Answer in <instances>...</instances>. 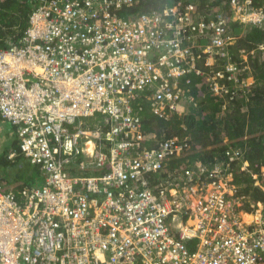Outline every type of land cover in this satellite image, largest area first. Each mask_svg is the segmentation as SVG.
I'll return each instance as SVG.
<instances>
[{
	"label": "built area",
	"instance_id": "1",
	"mask_svg": "<svg viewBox=\"0 0 264 264\" xmlns=\"http://www.w3.org/2000/svg\"><path fill=\"white\" fill-rule=\"evenodd\" d=\"M130 1L37 0L22 33L0 46V116L40 177L17 193L0 188V264H264V201L242 220L247 198L233 178L232 193L227 185L233 156L200 180L161 177L187 145L146 147L138 115L144 99L158 117L184 114L185 73L218 93L221 72L196 59L224 56L226 19L259 23L264 7L232 1L233 19L195 24L193 5L118 15ZM262 167L252 179L262 182Z\"/></svg>",
	"mask_w": 264,
	"mask_h": 264
},
{
	"label": "trees",
	"instance_id": "2",
	"mask_svg": "<svg viewBox=\"0 0 264 264\" xmlns=\"http://www.w3.org/2000/svg\"><path fill=\"white\" fill-rule=\"evenodd\" d=\"M232 1L245 10L264 7V0H131L123 4L118 15L134 17L136 14L161 12L174 6L183 8L193 5L191 16L197 24L199 21L216 20L219 12L231 17ZM36 5L37 0H0V46L5 45L9 36L16 37L22 33L29 13ZM226 34L232 39L234 37V40L224 48V56L213 54V63L209 66H205L204 59H196V67L202 71L212 69L213 73L221 72V79H217L222 86L219 92L214 93L210 89L204 76L194 72L185 73L179 78V85L183 89L181 98L193 96V101L184 105V116L172 111L167 119L158 117L151 111L150 101L144 99L140 111L141 132L151 135L146 147H156L159 141L169 137H177L184 140L186 145H191L180 154L169 157L161 177H166L171 171L177 175L191 171L192 176L196 177L202 170L201 176L204 177L206 169L214 162H221L223 168L229 157L233 156L228 170L233 171V182L240 186L241 193L247 198L242 203V209L247 211L251 203L256 205L264 201V191L254 185V179L251 178V169L260 172V167L264 166V49L260 48L264 43V20L252 23L227 18ZM199 40L202 46L208 42L203 38ZM201 48L195 47L194 54ZM242 55H246V60ZM227 66L233 69L227 70ZM248 76L253 77L251 84H239L241 78ZM186 79L189 82H185ZM201 93H204L203 97L199 96ZM197 144L199 147H195ZM3 148L0 152V188L17 193L26 185L38 183L34 181L40 180L38 172L32 167L33 171L29 175L19 149L14 160H10L6 157L8 146ZM243 162H247V166L240 169ZM19 168L22 171L14 173ZM23 173L36 175L28 182Z\"/></svg>",
	"mask_w": 264,
	"mask_h": 264
},
{
	"label": "crops",
	"instance_id": "3",
	"mask_svg": "<svg viewBox=\"0 0 264 264\" xmlns=\"http://www.w3.org/2000/svg\"><path fill=\"white\" fill-rule=\"evenodd\" d=\"M141 103H142V101L140 102V105H141ZM134 106H136L135 103L133 104V107ZM140 111H138V115L139 116H140ZM140 118H141V116H140ZM98 119H100L99 122L101 123V125H104L103 124L104 119L102 117H99ZM95 122H98V121L94 120V122H92V123L94 124ZM0 135H2V136H0V139H1V137L3 138L2 141L0 142L1 143L0 148L2 149L3 147L5 148V146H8V149L6 151V157L8 159H10V160H14V157L17 155L16 150H18V144H17L16 135H15V129H14V127L12 125H10L7 121H5L1 116H0ZM90 148H92V146ZM90 148H89V150H90ZM11 151L15 153V156L10 158L8 156V153H10ZM22 161L24 162V164H27V167H28L27 169H29L27 172L31 173L33 171L32 167H31L32 165L25 158H23ZM35 169H36L37 172H39L36 167H35ZM21 171L22 170L19 168L16 173H20ZM86 172H89V171H86ZM30 173H29V175H30ZM29 175H26V174L23 173V177H26L28 179V182H30L31 179H33V177L36 174L33 175V176H29ZM37 176H38V173H37ZM30 177H32V178H30ZM34 181L38 182V183H35V184H40V180L38 181V179H35Z\"/></svg>",
	"mask_w": 264,
	"mask_h": 264
},
{
	"label": "rangeland",
	"instance_id": "4",
	"mask_svg": "<svg viewBox=\"0 0 264 264\" xmlns=\"http://www.w3.org/2000/svg\"><path fill=\"white\" fill-rule=\"evenodd\" d=\"M232 8V11H234V8H233V6H231ZM188 13H190L191 14V11H188ZM238 13V12H237ZM234 14V13H233ZM234 18V15H232V19ZM174 20L176 19L175 17L173 18ZM234 40V37H233V39L231 40V43H232V41ZM200 41V40H199ZM201 43V42H200ZM260 48L261 49H264V43L262 44V45H260ZM242 58L244 59V60H246V55H242ZM207 61V60H206ZM213 62V61H212ZM211 63V62H210ZM238 70L240 71V68H238ZM237 75V73L235 74V76ZM234 76V77H235ZM236 81H237V79H236ZM253 82V77L252 76H248V77H245V78H241L240 79V81H239V84H244V85H249V84H251ZM222 87V86H221ZM224 105V104H223ZM222 105V106H223ZM182 116H184V114L182 115ZM0 136H2V135H0ZM2 137H1V139H0V142L2 141ZM0 145H1V143H0ZM195 147H199L198 146V144H197V146H195ZM1 148H0V152H1ZM221 162H219V164H220ZM0 164H2V163H0ZM219 164H217V166H220ZM221 166H222V164H221ZM245 166H247V162H243L242 163V167H245ZM31 167H33V168H35L36 166H34V165H32ZM225 167V166H224ZM240 167H241V165H240ZM222 168V167H221ZM262 168H264V166L262 167ZM261 168V169H262ZM2 171V168L0 169V172ZM4 173V172H3ZM14 173H16V172H14ZM258 175V174H257ZM39 176V175H38ZM6 177V176H5ZM258 177H259V175H258ZM11 178H13V177H11ZM233 177H232V175H230L229 174V176L227 177V185L229 186L228 187V190H229V192L230 193H232L233 192V190L237 187L236 185H234V183L232 184V183H230V181H231V179H232ZM253 178V177H252ZM257 178V177H256ZM13 179H15V178H13ZM254 180H255V182L256 181H258V183H257V185L256 186H258V187H260V189H262V191L264 190V185L262 184V182L261 181H259V179L257 178V179H255L254 178ZM26 186H30V185H26ZM252 204V203H251ZM240 206H241V203H240ZM254 216V215H253ZM253 216H251L250 214H248V211H244L243 210V213L241 214V217H242V220L243 221H248V220H251V219H253Z\"/></svg>",
	"mask_w": 264,
	"mask_h": 264
},
{
	"label": "clouds",
	"instance_id": "5",
	"mask_svg": "<svg viewBox=\"0 0 264 264\" xmlns=\"http://www.w3.org/2000/svg\"><path fill=\"white\" fill-rule=\"evenodd\" d=\"M181 115H183V114H181ZM190 147H191V145H187V147L184 148V149H188V148H190ZM184 149H183V150H184ZM179 154H180V153H179ZM214 163H216V162H214ZM214 163H213V164H214ZM211 167H212V166H211ZM211 167H210V168H211ZM210 168H209V169H210ZM209 169H206V170H207V173L209 172V171H208ZM202 171H203V170H202ZM201 174H202V173L200 172L199 175H197L196 177H193V176H192V172H191L192 179L200 180L201 178H204L205 176L203 177V176H201ZM251 178H252V177H251Z\"/></svg>",
	"mask_w": 264,
	"mask_h": 264
}]
</instances>
